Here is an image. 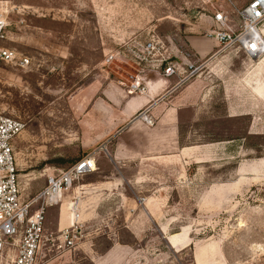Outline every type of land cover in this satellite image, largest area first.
Listing matches in <instances>:
<instances>
[{
  "label": "rangeland",
  "instance_id": "1",
  "mask_svg": "<svg viewBox=\"0 0 264 264\" xmlns=\"http://www.w3.org/2000/svg\"><path fill=\"white\" fill-rule=\"evenodd\" d=\"M250 1L0 0L7 21L0 47L30 59L27 66L0 61V112L24 124L13 141L23 199L50 174L96 157L95 170L74 184L85 236L63 252L47 249L40 264H192L190 251L171 248L178 236V246H215L221 264H264V55L251 58L235 45L187 83L195 80L200 120L180 133L181 143L195 145V163L185 169L175 155L126 156L138 145L129 136L136 124L139 135L159 125L135 123L136 116L177 81L149 95L164 77L137 57L143 44L160 37L173 60L184 64L190 52L194 61L188 37L204 35L217 10L238 29ZM137 76L145 92L130 91ZM161 104L151 112L156 121ZM118 141L124 158L116 163ZM156 180L164 196L151 204V219L134 199L155 198ZM68 202L48 209L49 234L69 224Z\"/></svg>",
  "mask_w": 264,
  "mask_h": 264
},
{
  "label": "built area",
  "instance_id": "2",
  "mask_svg": "<svg viewBox=\"0 0 264 264\" xmlns=\"http://www.w3.org/2000/svg\"><path fill=\"white\" fill-rule=\"evenodd\" d=\"M241 15L243 22L235 29L230 25L225 11L214 12L211 16L212 26L205 30L204 36L215 39L218 47L208 59L200 56L192 61V54L184 52L186 60L182 64V61L172 59V53L162 38L148 39L143 44L142 53L137 57L146 64L157 67L162 77H175L177 81L161 98L155 99L146 109L140 111L136 120L153 126L156 123V118L151 113L154 106L199 76L212 59L223 51L239 45L251 58L263 56L264 32L261 25L264 22V0L250 1L241 11ZM6 25V18L0 8V40L4 37ZM113 57L110 55L107 61H111ZM0 61L19 63L22 66L30 63L29 58L22 57L16 50L7 47H0ZM130 91H146L139 76L134 79ZM23 128L22 121L0 112V264H40L47 249L63 252L78 245L85 236L82 195L77 191L79 187H74V184L95 170V155L88 154L68 168L50 174L46 186L33 198L24 200L13 145ZM71 190L72 194L69 195ZM69 196L71 197L68 198ZM65 201H69V224L59 228L58 232L49 234L46 230L48 209L61 206Z\"/></svg>",
  "mask_w": 264,
  "mask_h": 264
},
{
  "label": "crops",
  "instance_id": "3",
  "mask_svg": "<svg viewBox=\"0 0 264 264\" xmlns=\"http://www.w3.org/2000/svg\"><path fill=\"white\" fill-rule=\"evenodd\" d=\"M212 24L210 25V27ZM208 27V28H210ZM188 45L191 51L195 54V56L198 57H206L207 55L211 54L217 47V41L213 38H207L204 35H195L188 37ZM221 55V54H220ZM220 55L214 57L212 59L215 60ZM171 78H163L158 83L150 84L149 87V95L153 94L154 91L158 89V87H166V83H168ZM169 97V98H168ZM168 100L166 102H160L158 103L155 108L160 105L159 108L160 113L158 120V126L155 128H151V130L147 132H142L141 135V126L136 124L133 128L130 137H135L136 144H134L133 147L128 148L127 152V159L131 160L134 159L139 160L146 157H154L158 155H175L177 157H180L183 162H185L182 166L186 169L187 163L193 162L195 163V145L193 148H188L186 143H181V133L180 128L181 125L184 124H194L195 121H199V113H200V106L195 105V80L190 82L189 84L183 85L181 88L176 90L175 92L171 93L168 96ZM154 108V109H155ZM135 123H138L140 120H135ZM152 127V126H151ZM189 136V135H188ZM188 138L185 136V139ZM184 139V138H183ZM184 139V141H185ZM121 141H118L116 146L112 148L111 157L112 159L118 163V159H122L123 153H121ZM152 144L157 145L155 147L152 146ZM152 147H151V146ZM176 146L179 148L173 149ZM152 149H155L154 152H151ZM117 165V164H116ZM138 165V164H137ZM183 170V169H182ZM129 180V179H128ZM159 182V189L154 192L155 198H149L147 197H136L134 199L135 203L139 206H142L145 209L146 214L151 218L155 219V215L153 214V211L155 209L152 208L153 202H158L160 199H163V191L162 186L163 182L162 180H156ZM194 181V180H190ZM141 183V182H140ZM195 183V182H194ZM182 185H186L185 182L181 183ZM140 185V184H139ZM146 185V184H143ZM142 185V186H143ZM158 199V200H157ZM132 208L130 211L136 212V206L134 204H131ZM135 221V220H134ZM133 221V222H134ZM133 222H129V226L131 231L134 232V228L131 227ZM132 224V225H131ZM166 230V228H165ZM164 230V232H165ZM169 239L171 240L172 235H167ZM171 242V248L174 250L175 254H183L184 252L190 251L191 254V263L192 264H221L222 260L219 256V253L215 250V246H178L184 244V242H181L179 236L177 238L176 243ZM203 249V252L201 251ZM142 261V260H141ZM162 260H157V263H162ZM144 262V261H142Z\"/></svg>",
  "mask_w": 264,
  "mask_h": 264
},
{
  "label": "trees",
  "instance_id": "4",
  "mask_svg": "<svg viewBox=\"0 0 264 264\" xmlns=\"http://www.w3.org/2000/svg\"><path fill=\"white\" fill-rule=\"evenodd\" d=\"M77 162V161H76ZM71 166V165H70Z\"/></svg>",
  "mask_w": 264,
  "mask_h": 264
}]
</instances>
